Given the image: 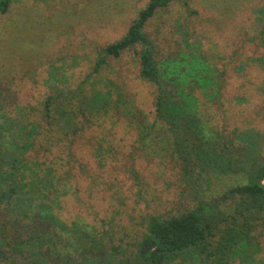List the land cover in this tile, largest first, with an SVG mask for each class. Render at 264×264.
I'll return each instance as SVG.
<instances>
[{
	"label": "rangeland",
	"instance_id": "1",
	"mask_svg": "<svg viewBox=\"0 0 264 264\" xmlns=\"http://www.w3.org/2000/svg\"><path fill=\"white\" fill-rule=\"evenodd\" d=\"M149 3L15 0L6 14L0 13L1 114L41 124L26 157L53 167L70 193L61 198L56 215L66 224L86 222L116 244L139 238L141 222L149 216L175 215L195 205L181 161L167 147L170 141L142 145L135 126L114 112L65 137L60 127L42 121L41 112L54 92L77 90L92 72L98 48L124 37ZM263 8L264 0H189L160 9L146 27L161 62L189 63L197 56L209 67L202 77L194 74L202 83L187 86L199 97L198 118L249 152L240 163L225 161L213 168L208 185L213 192L245 182L243 169L264 158ZM139 71L138 56L128 51L107 66L97 84H107L116 99L114 80L127 100L153 120L156 87L141 80ZM259 245L247 264H264V237Z\"/></svg>",
	"mask_w": 264,
	"mask_h": 264
},
{
	"label": "trees",
	"instance_id": "2",
	"mask_svg": "<svg viewBox=\"0 0 264 264\" xmlns=\"http://www.w3.org/2000/svg\"><path fill=\"white\" fill-rule=\"evenodd\" d=\"M14 1L0 0V13L6 14ZM188 1L150 0L124 37L98 48L93 70L77 90L54 92L41 116L68 137L85 130L94 117L114 112L135 126L142 145L170 141L167 147L181 161V176L191 183L195 205L175 215L147 217L139 238L120 239L118 244L112 236H98L86 222L66 224L56 215L61 198L70 195L61 176L46 163L26 157L41 124L23 123L0 110V264H233L236 258L247 264L255 259L264 237V158L243 169L245 182L210 191L213 168L225 161L240 163L249 152L198 118L199 97L187 86L202 83L194 74L202 77L209 67L197 56L189 63L177 58L161 62L146 30L160 9ZM128 51L138 56L140 79L156 87L153 120L127 100L114 80L110 84L117 89L116 99L107 84H97L107 66Z\"/></svg>",
	"mask_w": 264,
	"mask_h": 264
}]
</instances>
